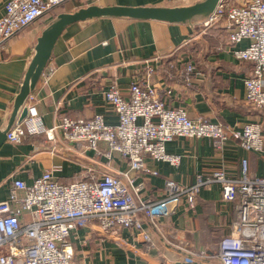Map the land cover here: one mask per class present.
I'll list each match as a JSON object with an SVG mask.
<instances>
[{
  "label": "crops",
  "instance_id": "obj_1",
  "mask_svg": "<svg viewBox=\"0 0 264 264\" xmlns=\"http://www.w3.org/2000/svg\"><path fill=\"white\" fill-rule=\"evenodd\" d=\"M6 1L0 0V17L5 13ZM196 1L67 0L55 7L14 35L0 52V129L11 116L37 39L58 13L91 4L175 6ZM247 44L244 39L233 45L222 22L205 26L201 20L172 23L126 17L78 22L59 38L26 103L47 127L58 124L65 115L91 118L97 113L103 114L107 123L117 124L119 116L103 92L112 80H117L124 95H128L130 83L138 75L143 82L150 80L158 86L168 106L186 108L191 118L204 116L229 129L259 120L264 136V110L245 100L244 78L252 63L236 58L232 51ZM188 61L196 67L190 87L181 77ZM149 67L153 68L151 73ZM50 69L53 72L46 79ZM28 115L20 122L24 126ZM167 150L180 155L179 163L148 157L147 172L138 179L145 180L146 193L156 198L168 178L190 185L198 175L207 177L219 167L238 177L243 158L248 159L251 172L264 175V147L262 151L246 150L234 139L224 150H218L209 137L178 136L167 143ZM48 169L66 183L78 180L88 169L122 178L125 173L136 176L121 156L99 157L82 142L66 141L60 130L54 139L46 133H30L19 143L6 139L0 148V200L9 196L14 178L30 183ZM235 216V204L223 200L221 187L215 183L200 191L194 208L188 206L186 196L168 201L156 216L158 226L144 215L152 244L133 229H124L112 239L90 227H78L73 234L76 257L86 264H221L217 244L230 232ZM189 251L200 255L188 261Z\"/></svg>",
  "mask_w": 264,
  "mask_h": 264
},
{
  "label": "built area",
  "instance_id": "obj_2",
  "mask_svg": "<svg viewBox=\"0 0 264 264\" xmlns=\"http://www.w3.org/2000/svg\"><path fill=\"white\" fill-rule=\"evenodd\" d=\"M65 1L7 0L0 17V52L14 35ZM218 22L226 27L233 45L248 40L245 47L232 51L236 58L252 63L244 78L245 100L264 110V0H220L202 24ZM149 70L151 73L153 68ZM52 72L45 73L46 79ZM195 72V64L188 61L181 75L186 86H193ZM103 95L119 116L117 124L107 123L97 113L91 118L65 115L58 124L47 127L37 111H29L27 126L14 123L7 140L19 143L30 133H46L54 139L60 130L66 141L82 142L99 157L121 156L136 176L125 173L122 178L88 169L78 180L66 183L48 169L30 183L14 178L9 196L0 200V264H86L77 259L73 239L80 226L112 239L124 229H133L152 244L144 215L158 226L156 216L168 201L186 196L188 206L194 208L200 191L215 183L221 187L223 200L234 203L236 209L230 232L217 244L220 263L264 264V175L251 172L247 158L241 161L238 177L219 167L207 177L198 175L190 185L168 178L157 198L146 193L144 179L138 181L147 172L148 157L179 163L180 155L167 150V143L178 136L209 137L218 150L234 139L246 150L262 151V121L229 129L204 116L191 118L186 108L168 106L158 86L150 80L143 82L138 75L133 77L128 95L117 80L107 85ZM196 255L200 254L189 251L186 260Z\"/></svg>",
  "mask_w": 264,
  "mask_h": 264
},
{
  "label": "water",
  "instance_id": "obj_3",
  "mask_svg": "<svg viewBox=\"0 0 264 264\" xmlns=\"http://www.w3.org/2000/svg\"><path fill=\"white\" fill-rule=\"evenodd\" d=\"M220 0H198L187 5H106L91 4L74 11H64L47 25L37 39L35 53L26 71L24 80L14 101L13 110L8 122L0 129V148L7 139L11 126L22 122L28 115L26 103L28 97L36 88L46 69L57 42L64 31L72 24L95 18L126 17L137 20H160L172 23H186L205 20L216 8Z\"/></svg>",
  "mask_w": 264,
  "mask_h": 264
},
{
  "label": "rangeland",
  "instance_id": "obj_4",
  "mask_svg": "<svg viewBox=\"0 0 264 264\" xmlns=\"http://www.w3.org/2000/svg\"><path fill=\"white\" fill-rule=\"evenodd\" d=\"M75 247H76V245H75Z\"/></svg>",
  "mask_w": 264,
  "mask_h": 264
}]
</instances>
